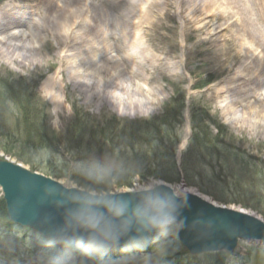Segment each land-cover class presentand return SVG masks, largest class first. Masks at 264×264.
<instances>
[{"label":"rangeland","instance_id":"1","mask_svg":"<svg viewBox=\"0 0 264 264\" xmlns=\"http://www.w3.org/2000/svg\"><path fill=\"white\" fill-rule=\"evenodd\" d=\"M36 1L0 0V8L21 3L25 5L18 8L25 10ZM171 1L175 4L179 0ZM91 2L85 4L90 6ZM146 2L150 0H112L109 5L104 0H95L92 9L83 5L89 12H95L100 22L108 19L112 26L109 32L113 48L110 54L104 52L99 56L96 75L87 73L81 76L78 71V74L71 73L68 66L63 68L69 59L62 62L57 58L59 51L49 38L53 31H44L43 36H48L50 42L40 43L39 50L31 49L28 42L21 43L23 47L26 44L21 51H29V48L40 57L41 63L36 67H20L0 48V159L20 164L33 172L29 165L19 160L21 151L28 147L27 144L59 150L76 109L98 119L151 120L169 109L176 97H181L185 111L177 159L192 162L200 169L190 183L181 179L174 184L166 182L167 185L179 187L184 193L197 195L217 206L259 216V212H264V82L261 70L257 71L253 65L257 52L251 53L247 59L238 41L230 40L232 33L226 31L225 26L218 29L222 23L210 28L206 26L208 17L205 16L211 15L201 11L204 7L201 10L195 7L197 15H202L200 20L206 18L196 26H206L212 30L211 35L206 30L188 31L180 17H171L170 13L161 24L154 26L152 17L143 22L142 11ZM156 2L159 3L153 2L154 11L166 9L162 1ZM36 13L24 16V20L38 19V11ZM28 27L22 24L20 29L26 33L34 32ZM139 43L143 48H137ZM107 56L113 57L116 67L114 84L112 90L109 89L112 97L106 101L90 99L91 90L96 88L103 96L107 90L104 80L109 73L105 70L106 66L113 64L112 61H103ZM242 56L244 59L240 60ZM21 80L29 90L36 87L33 89L37 95L36 109H41L47 120L43 124L44 134L38 141L29 122L34 116L33 107H29L28 98L20 94ZM201 85L203 88L198 89ZM233 102L237 106L232 110L230 104ZM193 107L207 112L208 119L201 130L207 132L206 136H197L198 140L188 148ZM41 156L45 159L44 155ZM84 158L83 162H95L88 154ZM28 159L36 160L33 155ZM99 159L109 170L122 167L124 162V158L109 154ZM43 163L46 168L49 163L53 167L58 165L55 171L63 174L47 176L64 184L66 180L71 181L68 174L73 173L81 162L64 153L58 164L53 159ZM142 178L147 179V176L134 179L129 189L138 187ZM191 184L201 185L209 194L200 192ZM2 197L0 189V200ZM26 231L17 229L0 215V264H206L205 255L192 256L179 244L178 231L156 237L143 253L102 262L93 256L88 259L82 258L83 255L79 258L67 256L68 249L59 241L50 245L46 240H39L41 238L33 232ZM224 256L227 259L224 264H264V246L240 242L234 253H224Z\"/></svg>","mask_w":264,"mask_h":264},{"label":"bare ground","instance_id":"2","mask_svg":"<svg viewBox=\"0 0 264 264\" xmlns=\"http://www.w3.org/2000/svg\"><path fill=\"white\" fill-rule=\"evenodd\" d=\"M86 1L94 2L95 0H37L36 4H29L30 8L25 10L18 8L25 4L15 3L12 7H15L16 12L10 4H7L4 8H0V35H3L0 37V48L6 55H11L14 63L27 69L36 67L41 61L40 57L34 55L29 48H27L29 51H21L26 46L24 43L23 47L21 43L28 42L31 49H38L40 45L42 46L40 43L50 42V38L51 41H54L56 50L59 51L57 54L59 61L70 60L66 61L64 65L62 64L64 69H67L68 66L71 73L75 71L78 74L79 72L81 76L87 73L96 75L99 72L96 65L100 61L99 56H102L104 52L110 54L113 48L112 36L109 32L112 26L108 23V19L104 23L100 22L95 12H89L87 8H84V6L90 9L95 7L93 2L88 6V4H85ZM151 1L159 3L156 2L157 0L146 2V8L142 11V19L143 22H146L149 17H152V20H155L154 26L156 23L161 24L164 17L169 16V13L171 17H180L185 28L191 32L206 30L207 34L211 35L212 30H209L206 26L210 28L213 25L222 23L218 26V29L225 26V30L232 33L230 40L236 39L238 41L241 52L247 53L244 54L247 59L250 58L251 53L253 55L257 52L253 65L257 71L261 70L262 81L264 82V0H179L175 4H172L171 0H159L163 2L166 8L164 11H160L158 8L154 11L156 7H153L155 4ZM111 2L112 0H104L106 5ZM195 7L197 9L204 7V10H200L211 15L205 16L208 17L206 26H196L206 18L200 20L202 15H197L198 11L195 10ZM37 11L38 19L31 18L34 19L31 22L29 19L24 20V16L37 14ZM22 24L23 26L28 25V30L34 32L26 33L21 30ZM80 28H82V31H79ZM44 31H53V33L48 38V36H43ZM75 32L78 33L75 34ZM99 40L100 43L98 44ZM107 40H109V43ZM139 42H142V40ZM140 44L138 46L136 44L135 48L136 46L138 49L143 48ZM112 58L107 56L103 60L104 62H113L112 65L106 66L105 71L109 73V76L104 80L107 83L104 96L99 94L95 88L88 94L90 99L97 98L106 101L112 97L109 89L112 90L116 73ZM241 59H244V57L242 56ZM55 82L56 79L54 78L53 84ZM230 105V109L233 110L237 103L233 102ZM6 215L8 216L7 209Z\"/></svg>","mask_w":264,"mask_h":264},{"label":"trees","instance_id":"3","mask_svg":"<svg viewBox=\"0 0 264 264\" xmlns=\"http://www.w3.org/2000/svg\"><path fill=\"white\" fill-rule=\"evenodd\" d=\"M203 86L201 85L198 89L203 88ZM19 89L20 94L28 98L29 107H33L34 116L29 119V122L36 133L38 141L44 134L43 124L47 120L43 115V111L36 109L35 98H37V95L33 91L36 87L34 86L29 90L21 80ZM177 98H175L169 109L151 120L98 119L82 109H76L73 120L68 124L62 144L58 146L59 150H50L44 148V146L42 148L38 145L27 144L28 147L25 146L26 149L21 151L19 160L29 165L34 171L37 170L46 175L57 176L63 174L55 171V168H59L58 165L53 167V164L49 163L48 168H46L43 166L45 160L53 159L58 164L59 158L65 153L83 162L84 156L88 154L95 162L104 165L99 157L109 154L113 157L124 158L122 167L109 170L110 179H112L113 187L116 189L130 188L134 179L143 176H154L170 184H174L181 179L190 183V180H195L197 177L196 171L200 168L195 164L193 165L192 162L183 161L180 166L177 164L176 153L181 142L185 109L181 103V97ZM207 119L205 110L193 107L191 110L193 135L190 146L198 140L197 136H206L207 131L201 130L204 121ZM62 145L63 149L60 150ZM31 155L36 159L34 162L28 159ZM41 155H44L45 159ZM129 165H133V167ZM68 175L71 181L78 182L79 177L75 175V172ZM191 186H196L200 192L209 194L202 189L201 185L191 184ZM259 213L264 217V212ZM0 215L7 218L5 204L2 201H0ZM222 257V254H213L207 255L206 258L208 264H220L223 261Z\"/></svg>","mask_w":264,"mask_h":264},{"label":"clouds","instance_id":"4","mask_svg":"<svg viewBox=\"0 0 264 264\" xmlns=\"http://www.w3.org/2000/svg\"><path fill=\"white\" fill-rule=\"evenodd\" d=\"M74 172L77 183L54 182L44 189L62 212L56 231L65 249L102 256L126 237L130 244L138 243L131 237L133 232L167 236L181 228L179 216L187 194L179 187H168L165 181L149 176L135 189L114 191L109 168L99 162H81Z\"/></svg>","mask_w":264,"mask_h":264},{"label":"water","instance_id":"5","mask_svg":"<svg viewBox=\"0 0 264 264\" xmlns=\"http://www.w3.org/2000/svg\"><path fill=\"white\" fill-rule=\"evenodd\" d=\"M54 182L60 185L20 164L0 160V187L8 216L14 223L33 228L50 239L60 238L56 230L62 222L61 210L44 192ZM179 220L181 243L192 254L232 252L239 240L264 243V220L259 216L217 206L197 195H187ZM151 234L133 232L131 237L138 240ZM129 239H122L118 246L129 243Z\"/></svg>","mask_w":264,"mask_h":264}]
</instances>
